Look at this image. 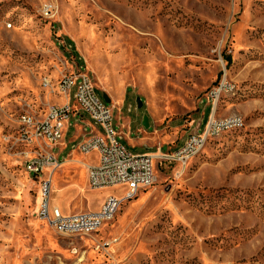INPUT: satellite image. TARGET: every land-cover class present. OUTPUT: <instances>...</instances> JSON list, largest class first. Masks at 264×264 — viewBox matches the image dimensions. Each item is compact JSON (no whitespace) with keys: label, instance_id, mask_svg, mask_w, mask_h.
Here are the masks:
<instances>
[{"label":"rangeland","instance_id":"obj_1","mask_svg":"<svg viewBox=\"0 0 264 264\" xmlns=\"http://www.w3.org/2000/svg\"><path fill=\"white\" fill-rule=\"evenodd\" d=\"M77 72L92 77L133 154L202 137L208 95L224 81L234 89L215 118L244 127L210 139L185 168L158 162L156 183L96 232L62 235L39 217L42 180L70 215L126 191L93 190L80 166H65L83 156L73 127L58 168L26 169L47 148L22 140L20 118L66 104L59 82ZM0 264H264V0H0Z\"/></svg>","mask_w":264,"mask_h":264},{"label":"built area","instance_id":"obj_2","mask_svg":"<svg viewBox=\"0 0 264 264\" xmlns=\"http://www.w3.org/2000/svg\"><path fill=\"white\" fill-rule=\"evenodd\" d=\"M58 87L60 94L67 100L66 104L50 107L44 119L37 120L30 116L20 118L19 131L22 140L28 144L33 141L42 142L47 148V151L27 162V171L37 177L47 169L58 168L60 160L55 151L59 141L74 115H86L102 130L93 133L79 146V151L84 155L94 152L99 155L98 165L90 167L88 171L89 186L93 190L126 189L121 196H110L99 211L66 216L58 207L51 206V179L42 180L39 217L62 235L96 232L103 224L114 219L125 202L135 199L139 192L156 183L158 162H174L185 168L201 153L210 139L244 127V121L240 116L219 120L213 115L202 137L196 133L190 135L187 143L172 153H163L159 150L154 154H133L121 144L120 132L113 125L115 118L111 105H106L100 99L89 74L77 72L66 75L60 80ZM233 89V86L224 81L218 88L210 91L208 99L216 108L221 96ZM74 90L73 105L71 94Z\"/></svg>","mask_w":264,"mask_h":264},{"label":"crops","instance_id":"obj_3","mask_svg":"<svg viewBox=\"0 0 264 264\" xmlns=\"http://www.w3.org/2000/svg\"><path fill=\"white\" fill-rule=\"evenodd\" d=\"M214 113H215V106H214V104H213V109H212V114L210 115V118L214 115ZM209 118V119H210ZM90 123H91V121H90V119L86 116V115H81V116H79V115H74L73 117H72V119H71V121H70V124H69V126H68V128H67V130H66V132H65V134H67V132H68V130H69V128L70 127H73L74 129H76V130H79V133H78V135L74 138V139H76L75 141L77 142L80 138H82V140L81 141H79L80 142V144H79V146L84 142V140L86 139V138H88V137H90L93 133H98L99 132V130H98V128H99V126H95V125H93V127L90 125ZM114 123V122H113ZM115 127V129L118 131V132H120V127L118 128V127H116V126H114ZM87 129H90V132H86L85 130H87ZM87 133V135H86V133ZM79 134H81V135H79ZM79 136V137H78ZM65 138H66V136H65ZM132 140V138L129 136L128 137V140H126L127 141V144L129 145V146H131V141ZM120 142H121V144L122 145H124L128 150H129V147H128V145H126L123 141H122V139H120ZM131 143V144H130ZM64 144H65V149L62 151V153L68 148V146H72V140H70V141H68V142H65V139H64ZM132 147V146H131ZM130 151V150H129ZM131 152V151H130ZM61 153V154H62ZM69 153V152H68ZM132 153V152H131ZM61 154H59V152H58V155H59V158H60V155ZM83 156H81V157H79L78 159H72L73 160V163L71 162V159L69 158L68 159V157H69V155L67 154L66 156V158H67V160H66V163H65V166H68V165H70V164H77L78 166H80L81 168H82V171H81V173L83 172V175H81V173H80V176H81V179L82 180H84V182H85V184L87 185H89V182H88V171H89V168L90 167H92V166H97L98 165V163H99V155H98V153L97 152H94V153H92V154H89V155H84V154H82ZM82 157H84V158H86V157H89L90 158V162L89 163H86L85 161H82ZM76 161V162H75ZM78 161L79 162H81V163H84L85 164V167H83V165H81V164H79L78 163ZM103 206V204L100 206V208ZM100 208L98 209V210H95V211H99L100 210ZM95 211H89V212H95ZM63 213V212H62ZM64 214V213H63ZM64 215H66V216H70V214H64ZM75 215V214H74Z\"/></svg>","mask_w":264,"mask_h":264},{"label":"water","instance_id":"obj_4","mask_svg":"<svg viewBox=\"0 0 264 264\" xmlns=\"http://www.w3.org/2000/svg\"><path fill=\"white\" fill-rule=\"evenodd\" d=\"M104 100L107 104H110L111 103V100L109 99V97L107 95H104ZM139 107H142V102L141 100H139ZM150 118L148 115H145L144 116V120H143V127L146 129V130H149L150 129Z\"/></svg>","mask_w":264,"mask_h":264}]
</instances>
